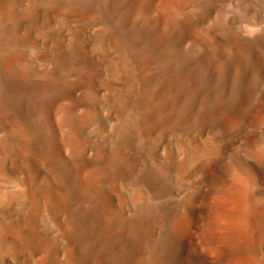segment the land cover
Here are the masks:
<instances>
[{
	"label": "bare ground",
	"instance_id": "1",
	"mask_svg": "<svg viewBox=\"0 0 264 264\" xmlns=\"http://www.w3.org/2000/svg\"><path fill=\"white\" fill-rule=\"evenodd\" d=\"M0 264H264V0H0Z\"/></svg>",
	"mask_w": 264,
	"mask_h": 264
}]
</instances>
